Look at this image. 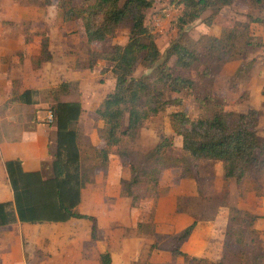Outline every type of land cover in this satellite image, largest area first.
<instances>
[{
	"label": "rangeland",
	"instance_id": "374dc122",
	"mask_svg": "<svg viewBox=\"0 0 264 264\" xmlns=\"http://www.w3.org/2000/svg\"><path fill=\"white\" fill-rule=\"evenodd\" d=\"M57 2L0 0V83L11 84V87L0 86V126L7 139L12 140H18L29 129V122L51 126L50 132H42L49 139L41 146L39 153L42 155L35 159V165L48 177L56 145L55 122L50 117L52 108L57 101L81 102L83 111L75 127L82 172L87 182L82 190L80 210L95 216L96 239L90 238L92 222L89 219H76L72 224L23 223L24 228L30 227L22 229L25 264H98L99 250L113 254L115 264H216L219 261L240 264L241 246L234 241L236 209L258 216L254 226L261 231L260 242L264 247V195L256 194L264 190V175L256 181L247 178L237 185L234 179L224 180L220 162L212 160L196 162L197 181L181 177V168L177 167L161 173L163 195L180 178L190 179L196 186L193 194L176 196L177 210L195 215L198 220H212L223 208L227 211L224 225L220 223V234L209 239L206 252L187 253L188 258L171 254L170 250L176 246L172 242L173 232L157 231L158 224L164 226L166 221L157 223L154 220L156 198H144L138 206L130 207V200L119 195V181L127 178L130 171L116 154L109 155L106 166L94 156V147L102 143L98 131L103 125L95 109L112 91L115 81L111 71L113 63L99 58L100 52L113 44L126 43L128 28L118 29L106 42L89 43L78 19L63 21ZM180 12L181 6L169 4V0H154L153 6L146 10L145 24L163 55L181 34L184 35L182 42L191 45L203 41V36L217 37L224 28L230 27L236 32L233 58L217 67V60L201 53V63L183 72L193 80V88L177 95L182 96L180 103L168 100L164 110L148 119L138 137L126 144L125 148L130 149L134 159L137 153L150 150L163 136L172 141L167 150L169 155L180 156L181 138L170 124V114L183 111L194 117L199 111L198 99L209 93L224 100L227 110L258 109L257 132L264 136V97L261 95L264 87V0H233L231 5L218 10L211 25L202 20L210 12L206 11L179 32L176 18ZM255 18L259 21H254ZM45 40L48 57L41 53V43ZM173 60L170 59L169 64L177 73L179 69L173 65ZM205 64L210 65L209 76L202 75ZM237 68L241 69L238 75L235 74ZM150 72L138 61L133 74L139 77ZM26 88L34 91L33 104L12 100L14 91L18 93ZM202 174L204 177H200ZM184 186L190 190L193 184ZM199 241L200 238L192 243L202 247ZM151 244L154 248L149 249ZM191 256L206 261H191Z\"/></svg>",
	"mask_w": 264,
	"mask_h": 264
},
{
	"label": "trees",
	"instance_id": "16d2710c",
	"mask_svg": "<svg viewBox=\"0 0 264 264\" xmlns=\"http://www.w3.org/2000/svg\"><path fill=\"white\" fill-rule=\"evenodd\" d=\"M233 0H169V4L181 6L176 18L180 32L183 27L210 11L202 20L211 25L223 6ZM154 0H58L57 6L63 21L78 19L86 41L106 42L122 27L128 28V39L124 44H113L100 52L99 58L112 64L114 87L100 102L95 113L103 122L98 134L103 144L94 147V156L106 166L109 155L116 154L130 174L119 181V195L130 200V207L138 206L147 197L162 196L160 178L164 170L181 168V177L199 179L196 162L214 160L221 164L222 176L228 181L234 179L241 185L247 178L253 181L264 175V136L258 134L260 111L248 107L243 111L227 110L224 100L211 93L198 99L199 111L194 117L178 111L170 114V124L181 138L182 154L171 156L167 150L172 146L169 137H161L146 152L137 153L134 159L129 141L138 137L144 123L164 110L168 102L180 103L184 91L193 88L194 82L183 72L201 63L202 57L218 61L217 67L233 58L236 32L224 28L220 35L203 36V41L186 44L184 35L171 42L163 55L154 36L145 24L146 10ZM254 21H259L255 18ZM201 49V50H200ZM41 53L49 56L48 42L41 43ZM179 69L175 73L169 64ZM149 69L150 74L135 77L136 63ZM237 68L235 74L240 73ZM210 65L202 75L209 76ZM33 90L26 88L15 91L12 100L33 104ZM264 97V87L261 89ZM169 100V101H168ZM83 108L79 100L57 101L52 108L56 128V145L51 162V175L43 176L40 170H26L18 157L4 161L5 172L12 198L0 201V227L20 223H64L70 219H89L92 222L90 238L96 239V222L93 215L82 213V190L87 182L81 165L76 124ZM257 195H264L256 192ZM228 206V204H220ZM179 211V210H178ZM237 228L234 241L241 246L240 264H262L264 247L260 242L261 231L254 224L257 215L243 209H236ZM175 232L172 238L174 256L189 255L181 250L182 243L194 229L198 217ZM248 236V240L246 237ZM243 246V248H242ZM154 248V244L149 249ZM191 261H206L191 256ZM98 264H111L108 250L98 253ZM151 264V263H148ZM216 264H223L221 261Z\"/></svg>",
	"mask_w": 264,
	"mask_h": 264
},
{
	"label": "crops",
	"instance_id": "0c3cea01",
	"mask_svg": "<svg viewBox=\"0 0 264 264\" xmlns=\"http://www.w3.org/2000/svg\"><path fill=\"white\" fill-rule=\"evenodd\" d=\"M0 86L11 87V84L7 85L6 83L1 82ZM50 131L51 126L46 123L34 124L33 122H29V129L25 130L18 140H12L7 139V135L3 133L0 126V201L9 200L12 198V191L7 180L4 161L6 159L18 157L22 160V166L24 169L40 170L38 165H35L37 162L35 159H38V157L42 155L39 152L41 146L46 145L49 139L45 134ZM102 144L103 141L97 145L100 146ZM211 162H214V160ZM201 176H203V174L200 175V177ZM191 181L190 179L186 180V178H180V181L176 183L177 186L175 185L176 187L171 186L165 195H162L156 199L154 220H156L157 223H160L161 220L166 221L164 226L158 224L159 228H157V231L164 232L165 230V232L175 233L193 221V217L190 213L178 211L177 207L175 206V199L177 195H191L195 192L196 186L194 182ZM189 184H193L192 189L186 190L184 185ZM83 194L84 193L82 192L81 202L83 200ZM78 209H81V203L79 204ZM224 209L225 208L220 210L218 215H215L212 220L199 219L188 238L182 243L181 250L190 254L191 252L193 254L206 252V243L209 242V239L212 238V236L220 234V228H222L220 227V223L221 225H224L225 218L227 217V211ZM77 220L87 219L81 218ZM72 221H76V219H70L63 224H72ZM28 228L30 227L24 228L23 223L20 222L0 228V264H25L26 261L22 254L21 240L22 229L26 230ZM203 230L206 232L200 233ZM199 238L201 241L198 242V245H202V247L195 246L192 243L195 239L199 240ZM99 252H101V250H99ZM126 253L127 252H125V258L128 257ZM111 264H115L113 254L111 255Z\"/></svg>",
	"mask_w": 264,
	"mask_h": 264
},
{
	"label": "built area",
	"instance_id": "2783aa9c",
	"mask_svg": "<svg viewBox=\"0 0 264 264\" xmlns=\"http://www.w3.org/2000/svg\"><path fill=\"white\" fill-rule=\"evenodd\" d=\"M51 118H53V115H52V112H51V115H50Z\"/></svg>",
	"mask_w": 264,
	"mask_h": 264
}]
</instances>
